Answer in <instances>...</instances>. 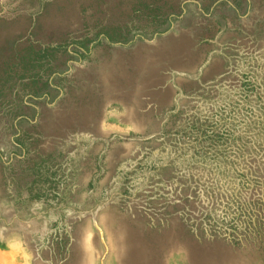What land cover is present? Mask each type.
Segmentation results:
<instances>
[{
    "label": "rangeland",
    "instance_id": "obj_1",
    "mask_svg": "<svg viewBox=\"0 0 264 264\" xmlns=\"http://www.w3.org/2000/svg\"><path fill=\"white\" fill-rule=\"evenodd\" d=\"M180 1L80 54L102 0H0V58L30 39L63 63L0 126V264H264V0Z\"/></svg>",
    "mask_w": 264,
    "mask_h": 264
},
{
    "label": "trees",
    "instance_id": "obj_2",
    "mask_svg": "<svg viewBox=\"0 0 264 264\" xmlns=\"http://www.w3.org/2000/svg\"><path fill=\"white\" fill-rule=\"evenodd\" d=\"M104 7L113 12L112 21L97 23L86 22L73 34L64 38L65 45L82 54L87 45L107 40L112 44L132 42L139 36L154 37L155 32L170 22L182 10L180 0H141L133 6L127 0H102ZM100 20V18H98ZM0 58V126L11 127L15 121L29 119L28 99L37 96L40 91L48 89L53 83V75L63 66L55 48L43 47L32 40L20 42ZM61 59V58H60ZM60 63V64H59ZM33 93V95H32ZM12 98L7 107L2 108L5 99ZM13 102V103H12ZM69 139V138H68ZM59 144V149L66 148L71 142ZM68 143V144H67ZM58 146V144H57ZM53 161L50 158L48 161ZM55 183L54 175L50 181ZM234 219L221 218V224L231 225Z\"/></svg>",
    "mask_w": 264,
    "mask_h": 264
}]
</instances>
